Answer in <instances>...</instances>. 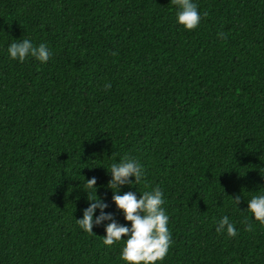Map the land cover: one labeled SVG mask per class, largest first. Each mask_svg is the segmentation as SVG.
Here are the masks:
<instances>
[{
    "label": "trees",
    "instance_id": "16d2710c",
    "mask_svg": "<svg viewBox=\"0 0 264 264\" xmlns=\"http://www.w3.org/2000/svg\"><path fill=\"white\" fill-rule=\"evenodd\" d=\"M192 2L189 31L171 0H0V264H127L124 239L103 243L111 221L77 224L96 177L131 226L106 187L125 156L145 174L119 194L163 191L173 243L157 264H264L247 210L264 195V0ZM23 39L48 62L11 59ZM225 215L234 238L215 230Z\"/></svg>",
    "mask_w": 264,
    "mask_h": 264
},
{
    "label": "clouds",
    "instance_id": "9594fccd",
    "mask_svg": "<svg viewBox=\"0 0 264 264\" xmlns=\"http://www.w3.org/2000/svg\"><path fill=\"white\" fill-rule=\"evenodd\" d=\"M171 3L180 9L177 14L178 23L189 31L195 30L201 21L198 6L192 0H171ZM217 35L227 38L223 32ZM7 51L11 59L20 62L33 57L41 63H46L51 57L46 44L41 43L36 46L29 39L14 40ZM104 87L110 89L111 84L107 83ZM107 170L111 174V179L106 187L112 190L113 202L124 213V219L131 222V226L118 223L112 213L104 211L108 204L97 195L100 185L97 184L96 177L86 179V188L94 190L95 194L91 195L90 191H86L87 200L91 203L83 210V217L77 219V224L85 232L95 234L94 226L101 225L104 221H111L105 226L106 235L103 243L110 247L124 239L125 245L120 255L127 264H157L158 261H163L173 241L168 228L169 216L163 208L162 189L158 186L154 187L152 191L142 192L139 198L132 191L119 194L122 186L138 185L144 178L143 165L133 157L125 156L118 163L111 164L110 170ZM130 177H135V180ZM232 198L238 207L241 197L236 195ZM97 209H100L98 216L95 215ZM247 210L253 214L255 220L264 224V195L253 196L248 200ZM215 230L217 233L226 232L228 237L233 238L238 234L234 223L230 222L226 215L220 219ZM245 230L252 231V225L248 224Z\"/></svg>",
    "mask_w": 264,
    "mask_h": 264
}]
</instances>
